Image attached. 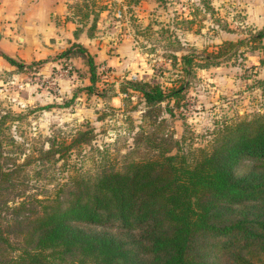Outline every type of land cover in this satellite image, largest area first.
<instances>
[{"label":"trees","instance_id":"obj_1","mask_svg":"<svg viewBox=\"0 0 264 264\" xmlns=\"http://www.w3.org/2000/svg\"><path fill=\"white\" fill-rule=\"evenodd\" d=\"M249 38L264 52V28ZM240 41L224 40L201 57L182 53L181 68L190 75L194 66L216 65ZM0 54L17 67L35 62ZM76 55L95 81L96 62L82 43L58 57ZM176 83L127 79L123 91L141 93V119L153 116L158 127V112L173 114L168 101L178 104L189 78ZM17 117L0 107V264H264V112L218 127L206 148L184 149L171 137L169 146L168 133L140 124L132 147L114 157L93 144L92 127L69 140L51 134L46 147L26 145L10 130ZM83 145L95 153L64 164V179L53 175L55 160ZM242 160L253 167L237 173ZM44 172L52 179L40 181Z\"/></svg>","mask_w":264,"mask_h":264},{"label":"rangeland","instance_id":"obj_2","mask_svg":"<svg viewBox=\"0 0 264 264\" xmlns=\"http://www.w3.org/2000/svg\"><path fill=\"white\" fill-rule=\"evenodd\" d=\"M69 8L78 36L86 32L94 54H101L95 81L90 80L82 57H58L61 48L30 66L13 64L12 69L0 71V107L19 113L10 122V130L17 138L23 137L26 145L46 147L51 134L69 140L78 129L92 127L93 144L107 147L114 157L115 150L125 152L132 147V136L142 124L145 129L168 133L165 142L169 146L174 145L171 137L184 149L206 148L218 127L264 112V62H260L264 52L249 38L264 28V0H71ZM239 39L236 52L230 51L224 61L194 66L190 75L182 70V53L201 57L224 40ZM106 54L113 55L114 62L105 64ZM185 78L189 83L183 97L178 104L168 101L172 115L164 109L158 112L164 115L158 127L150 124L153 116L141 119L145 108L141 93L130 88L123 91L127 79L167 87ZM91 153L95 152L88 145L72 148L55 160L53 175L64 179L70 171L60 170L64 164L72 168L81 154ZM253 164L242 160L236 172ZM42 174L40 181L51 177Z\"/></svg>","mask_w":264,"mask_h":264},{"label":"crops","instance_id":"obj_3","mask_svg":"<svg viewBox=\"0 0 264 264\" xmlns=\"http://www.w3.org/2000/svg\"><path fill=\"white\" fill-rule=\"evenodd\" d=\"M70 2L71 0H0V49L28 64L52 57L57 48L63 50L73 42H83L97 63L101 54L95 55L96 52L91 48V36L86 35V32L80 36L74 33L76 22L71 18ZM54 41L59 42V45H54ZM104 59L105 64L115 60L113 55L108 54ZM117 61L122 63L124 59ZM51 62L57 63L56 60ZM12 68L13 64L0 54V71Z\"/></svg>","mask_w":264,"mask_h":264},{"label":"built area","instance_id":"obj_4","mask_svg":"<svg viewBox=\"0 0 264 264\" xmlns=\"http://www.w3.org/2000/svg\"><path fill=\"white\" fill-rule=\"evenodd\" d=\"M3 87L0 86V92L2 91Z\"/></svg>","mask_w":264,"mask_h":264}]
</instances>
